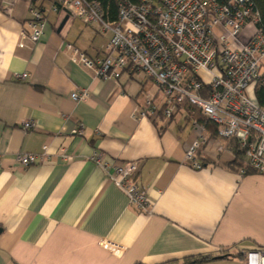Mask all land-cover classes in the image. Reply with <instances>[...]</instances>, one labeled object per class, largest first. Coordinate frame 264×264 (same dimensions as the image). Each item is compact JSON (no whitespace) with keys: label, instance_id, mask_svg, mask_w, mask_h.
<instances>
[{"label":"crops","instance_id":"0c3cea01","mask_svg":"<svg viewBox=\"0 0 264 264\" xmlns=\"http://www.w3.org/2000/svg\"><path fill=\"white\" fill-rule=\"evenodd\" d=\"M6 1L0 0V264H167L199 254L216 256L205 264H223L239 248L264 246V175H240L230 165L228 140L204 126L207 142L197 150L204 166L192 169L185 152L199 130L191 113L177 108L164 116L161 92L140 70L104 78L70 60L67 44L95 57L108 33L71 16L61 26L65 12L52 0H17L12 15L2 10ZM29 2L46 17L37 42L22 34ZM251 31L246 26L242 38ZM22 72L28 77L18 79ZM82 88L88 97L72 100ZM147 98L156 112L136 116ZM25 121L32 127L24 129ZM78 125L83 133L73 134ZM94 150L117 163L138 162L135 181L147 190L149 212L107 180L89 159ZM18 152L45 156L20 166ZM100 240L122 250L114 254Z\"/></svg>","mask_w":264,"mask_h":264},{"label":"built area","instance_id":"2783aa9c","mask_svg":"<svg viewBox=\"0 0 264 264\" xmlns=\"http://www.w3.org/2000/svg\"><path fill=\"white\" fill-rule=\"evenodd\" d=\"M53 9L66 8L69 15L86 24L96 25L108 33L103 53L89 57L78 47L67 44L72 62L93 70L99 77L118 78L126 69H137L151 78L163 96L162 113L171 116L183 102H189L217 125V138L232 139L243 152L238 173L264 175V106L253 95L254 84L264 74V33L257 28L258 12L252 0H121L115 18L110 19L98 0H52ZM17 0L2 6L12 15ZM22 34L31 42L43 35L46 17L31 2ZM251 26L247 39L244 28ZM18 79L27 72L15 74ZM74 101L85 100L88 90L72 91ZM156 109L147 98L144 108H135L138 117ZM199 134L185 152L187 164L195 170L203 168L198 157L200 144L207 142L204 125L192 119ZM23 122L24 129L32 127ZM82 134L83 127L72 129ZM224 150L219 143L217 152ZM44 153L18 152L20 166L39 163ZM89 159L100 168L108 181L118 187L128 203L142 212L150 211L145 187L135 181L137 161L117 163L94 150ZM106 250L119 254L120 244L100 240ZM240 264H264V246L239 248Z\"/></svg>","mask_w":264,"mask_h":264},{"label":"trees","instance_id":"16d2710c","mask_svg":"<svg viewBox=\"0 0 264 264\" xmlns=\"http://www.w3.org/2000/svg\"><path fill=\"white\" fill-rule=\"evenodd\" d=\"M102 5L106 14H108L110 19L115 18L118 12V5L121 0H98ZM135 1V0H130ZM254 9L258 12V20L255 23L256 27L261 29L264 33V0H252ZM261 80L257 81L253 87V94L256 102L260 106H264V74L261 76ZM178 109H185L192 114V119H196L199 123L203 124L205 127L211 129V135L217 137V125L209 120L206 116L201 113L200 108L189 103L183 102L179 105ZM227 146L232 148L234 153V159L230 165L235 168H239L243 164V152L238 147V145L232 140L226 141ZM252 173L248 172L247 174ZM216 259L213 254H199L195 256H189L182 259L179 264H205ZM141 264V263H136Z\"/></svg>","mask_w":264,"mask_h":264},{"label":"rangeland","instance_id":"374dc122","mask_svg":"<svg viewBox=\"0 0 264 264\" xmlns=\"http://www.w3.org/2000/svg\"><path fill=\"white\" fill-rule=\"evenodd\" d=\"M249 27H251V26H249ZM236 253L239 254L238 251L235 252L234 256L232 258H230V260L224 261L223 264H240L242 261V258H240ZM182 259L183 258L176 259V260H173L167 264H179L182 261Z\"/></svg>","mask_w":264,"mask_h":264},{"label":"water","instance_id":"95a60500","mask_svg":"<svg viewBox=\"0 0 264 264\" xmlns=\"http://www.w3.org/2000/svg\"><path fill=\"white\" fill-rule=\"evenodd\" d=\"M63 9V11L65 12V17H64V19H63V21H62V23H61V26L63 25V23L66 21V19L70 16L69 15V11L64 7V8H62ZM0 231H1V228H0ZM217 258H221V256H218Z\"/></svg>","mask_w":264,"mask_h":264}]
</instances>
